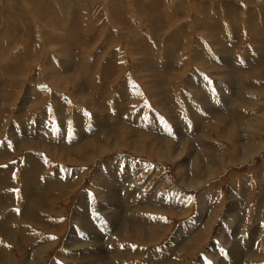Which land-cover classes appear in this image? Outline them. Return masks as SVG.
Returning <instances> with one entry per match:
<instances>
[{"label":"rangeland","instance_id":"374dc122","mask_svg":"<svg viewBox=\"0 0 264 264\" xmlns=\"http://www.w3.org/2000/svg\"><path fill=\"white\" fill-rule=\"evenodd\" d=\"M0 35V264L51 241L41 264L264 263V146L242 161L236 137L264 112V0H0Z\"/></svg>","mask_w":264,"mask_h":264},{"label":"bare ground","instance_id":"6f19581e","mask_svg":"<svg viewBox=\"0 0 264 264\" xmlns=\"http://www.w3.org/2000/svg\"><path fill=\"white\" fill-rule=\"evenodd\" d=\"M39 1V0H38ZM36 4V3H35ZM57 18V17H56ZM2 19V18H1ZM58 20V19H57ZM12 21V20H11ZM45 21V20H44ZM34 23V22H33ZM35 25V24H34ZM35 29V28H34ZM34 34V33H33ZM52 35V34H51ZM1 36V35H0ZM5 36V35H4ZM44 36H46V35H44ZM31 37V36H30ZM53 37H55V35L53 36ZM52 37V38H53ZM61 37V34L59 33L58 34V38H60ZM42 38V37H41ZM43 39V38H42ZM3 40V39H2ZM44 41L45 42H48L49 40H48V38H46V39H44ZM9 42V41H8ZM26 43V42H25ZM41 49V48H40ZM2 50V49H1ZM220 51H224V50H220ZM15 52V51H14ZM58 52V51H57ZM42 55V54H41ZM14 56H16V54L14 55ZM18 56V55H17ZM20 56V55H19ZM15 58V57H14ZM106 59V58H105ZM37 61V60H36ZM223 62V61H222ZM226 62V61H225ZM224 62V63H225ZM51 63V62H50ZM49 63V64H50ZM65 64H67V60L63 57L62 58V60H61V67H63V66H65ZM45 66V65H44ZM52 66H53V64H52ZM38 67V66H37ZM60 67V66H59ZM71 67H70V65L68 66V71H69V69H70ZM31 69V68H30ZM52 70H53V72H51L50 74H53V75H50L51 77H50V80L52 81V83L55 85V86H57V82L56 81H54L57 77V79H60V74L61 75H64V71H63V74L61 73V72H59V71H57V69L56 68H54V67H52ZM32 71V70H31ZM29 72V71H28ZM40 72V71H39ZM34 74V73H33ZM79 77V76H78ZM77 77V78H78ZM251 79V78H250ZM42 80H44V79H42ZM68 80V79H67ZM66 80V81H67ZM73 81V84L74 85H78V83H77V81H75L74 82V78L72 79ZM77 80V79H76ZM78 80H79V78H78ZM143 80V79H142ZM38 81V80H37ZM40 81V80H39ZM174 81V80H173ZM250 81H252V80H250ZM14 82V81H13ZM69 83L71 82V80H69L68 81ZM71 82V83H72ZM176 82H178V81H176ZM34 83V82H33ZM47 83V82H46ZM51 83V84H52ZM246 83H248V82H246ZM42 84V83H41ZM50 84V85H51ZM189 84V83H188ZM248 84H250V83H248ZM44 85V84H43ZM67 84H65V86H66ZM226 85V84H225ZM27 86V85H26ZM55 86H54V88H55ZM64 86V87H65ZM256 86V85H255ZM11 87V86H10ZM9 87V88H10ZM228 86L226 85V88H227ZM248 87H249V89L250 88H253L252 86H251V84L250 85H248ZM47 88H48V86H47ZM50 88V87H49ZM48 88V89H49ZM76 88V87H75ZM257 88V87H256ZM11 89V88H10ZM223 89V88H222ZM232 89V88H231ZM33 90V89H32ZM78 90V89H77ZM80 90V89H79ZM227 90H228V88H227ZM55 91V90H54ZM65 91V90H64ZM56 92V91H55ZM62 92V91H61ZM69 92V91H68ZM136 92V91H135ZM194 92H196V91H194ZM253 92H255L256 93V90H253L252 92H250V94L252 93V96H251V108H253V109H257L258 108V106L260 105L258 102H260V103H263L264 101H263V99H261L263 102H261V101H259V99H257V98H255V93H253ZM13 93V92H12ZM16 93V92H15ZM35 94V93H34ZM24 95V94H23ZM31 95V94H30ZM254 96V97H253ZM80 97H82V95L80 96ZM79 97V98H80ZM15 98V97H14ZM18 98V97H17ZM243 99L241 100V102L243 101V103H244V106H248L249 104L248 103H246L245 102V100H244V97H242ZM12 99V98H11ZM83 99V98H82ZM16 100H19V99H16ZM20 100H21V98H20ZM39 100V99H38ZM41 100H42V98H41ZM88 100V99H87ZM90 101V100H89ZM224 101V100H223ZM30 101H26V100H23L22 101V103L23 104H28ZM35 102V101H34ZM240 102V101H239ZM15 103V102H14ZM76 103H77V101H76ZM91 103V105H92V102H90ZM18 104V103H17ZM35 104H38V103H35ZM40 105V104H39ZM94 105V104H93ZM10 106V105H9ZM22 106V105H21ZM24 106V105H23ZM88 106V105H87ZM35 107H37L38 108V105H36ZM26 108V107H25ZM6 109V108H5ZM31 109V108H30ZM27 110V109H26ZM31 110H33V109H31ZM38 110V109H37ZM97 110H99V109H97ZM23 111V110H22ZM16 112V111H15ZM19 112V111H18ZM34 112V111H33ZM8 113V112H7ZM10 113V112H9ZM35 113V112H34ZM19 114V113H18ZM91 114V113H90ZM23 115V114H22ZM259 116H256V117H254V119H255V122H253L251 125H249V127H247V130L246 131H243V133H242V135L240 136L239 134H235L236 135V137L237 138H240V140L242 141V137L244 136V138L243 139H245V141H244V143L242 144H239V146H237V144H236V142H235V145L240 149V151L242 152V154L241 155H243V158L241 159L242 161H244V160H248V159H250V158H253V157H255V156H257L259 153H260V151H262L261 149L263 148V146H264V136H262V134H264V112L263 113H260V114H258ZM83 116V115H82ZM76 117V116H75ZM97 117H99V116H97ZM116 117V116H115ZM222 117V116H221ZM12 118V117H11ZM104 118V117H103ZM19 119V118H18ZM221 119V118H220ZM224 119V118H223ZM222 119V120H223ZM99 120H101L100 118L99 119H97V122H99L100 123V121ZM112 120V119H111ZM225 120V119H224ZM17 121V120H16ZM39 121V120H38ZM42 122V121H41ZM109 122V121H108ZM17 123V122H16ZM92 123V122H91ZM104 123H107V122H104ZM204 123V122H203ZM98 124V123H97ZM96 124V125H97ZM64 125V124H63ZM175 125V124H174ZM16 126V125H15ZM41 126V125H40ZM39 126V128H41ZM65 126V125H64ZM98 126V125H97ZM103 126H105V125H103ZM107 126V125H106ZM105 126V127H106ZM176 126V125H175ZM99 127H102V125L101 126H99ZM104 127V128H105ZM232 127V126H231ZM43 128H44V126H43ZM214 128V127H213ZM94 129H96L95 127L92 129L93 131H94ZM102 129V128H101ZM100 129V130H101ZM128 129V128H127ZM127 129H126V131H127ZM228 129H230V128H227L226 130H228ZM237 129V128H236ZM96 130H98V129H96ZM207 130V129H206ZM216 130V129H215ZM245 130V129H244ZM40 131V130H39ZM212 131V130H211ZM233 131H235V129L233 130ZM30 132V131H29ZM44 132V131H43ZM42 132V133H43ZM46 132V131H45ZM92 132V131H91ZM98 132V131H97ZM101 132V131H100ZM120 132V131H119ZM179 132V131H178ZM14 133V132H13ZM32 133V132H31ZM52 133V132H51ZM95 133V132H94ZM123 133H125L124 132V130H123ZM163 132L162 131H159L158 132V134H159V136L160 135H162V137H163V134H162ZM182 133V132H181ZM199 133V132H198ZM213 133V132H212ZM215 133V132H214ZM225 133V132H224ZM19 134V133H18ZM22 134V133H21ZM32 134H34V133H32ZM31 134V135H32ZM36 134H38L39 135V137H41V135L38 133V132H36ZM121 134V133H120ZM119 134V135H120ZM125 134H127V132L125 133ZM177 134V133H176ZM176 134H174V137H175V135ZM184 134H186V133H183V134H181L182 136L184 135ZM20 135V134H19ZM25 135V137L27 138V134H24ZM31 135H29V136H31ZM43 135H44V133H43ZM42 135V136H43ZM96 134H94L93 136L91 135V137H94ZM122 135V134H121ZM120 135V136H121ZM132 135V134H131ZM211 135V134H210ZM225 135V134H224ZM223 135V136H224ZM231 135V134H230ZM125 136V135H124ZM126 136H129V135H126ZM125 136V137H126ZM134 136V135H133ZM177 136V135H176ZM213 136V135H212ZM218 136H219V134H218ZM259 136L261 137L262 136V142H259V141H257V139L259 138ZM32 137H33V135H32ZM36 137H38V136H36ZM55 137V136H54ZM124 137V139H126ZM161 137V136H160ZM160 137H158L157 139H154V141H153V139H152V143H151V145L154 147V148H156L155 149V151L158 153V151H159V153H160V151L162 150V146L164 145V139L162 138H160ZM216 137V136H215ZM219 137H222V136H219ZM235 137V136H234ZM35 138V137H34ZM43 138V137H42ZM110 138V137H109ZM108 138V139H109ZM129 138V137H128ZM127 138V139H128ZM133 138V137H132ZM165 138V137H164ZM178 138V137H177ZM176 138V139H177ZM233 138V137H232ZM36 139H38V138H36ZM83 139H85V138H83V133L81 132L79 135H78V140H79V143L83 140ZM89 139V138H88ZM121 139H123L122 137H121ZM129 139H131V138H129ZM225 139L227 140L228 139V141L229 140H231L228 136L227 137H225ZM235 140H236V138H234ZM261 139V138H260ZM30 140V139H29ZM28 140V141H29ZM113 140V139H112ZM27 141V142H28ZM40 141V140H39ZM46 141H48V140H46ZM115 141V140H114ZM118 141V140H117ZM122 141V140H121ZM124 141H126L127 142V140H124ZM134 141V140H133ZM166 141V140H165ZM227 141V142H228ZM232 141V140H231ZM23 142V141H22ZM36 142H37V140H36ZM41 142H42V140H41ZM50 142V141H49ZM52 142V141H51ZM55 142V141H54ZM123 142V141H122ZM167 142V141H166ZM210 142V145L209 146H211L212 144H213V141L211 140V141H209ZM26 143V142H25ZM40 143V142H39ZM65 143V142H64ZM96 143V142H95ZM106 143H107V141H106ZM109 143V142H108ZM117 144H116V146L118 145V144H120L119 142H116ZM132 143V142H131ZM229 143H231V142H229ZM240 143V142H239ZM260 143V144H259ZM18 144V143H17ZM34 144V143H33ZM32 144V145H33ZM51 144V143H50ZM94 144V143H93ZM127 144V143H126ZM125 144V145H126ZM166 144V143H165ZM256 144H259V146L256 148L255 146H256ZM28 145H30V144H28ZM27 145V146H28ZM39 146L40 144H35V146ZM43 145V144H42ZM53 145V144H52ZM97 145H99V144H97ZM113 145V144H112ZM114 145H115V143H114ZM128 146V145H127ZM131 146V145H130ZM133 146H134V148L136 149L137 147H138V141L136 140V141H134L133 142ZM140 146V145H139ZM169 146V145H168ZM175 146V145H174ZM186 146V145H185ZM190 146H191V144H190ZM250 146H252V147H250ZM33 147V146H32ZM41 147V146H40ZM97 147V146H96ZM104 147V146H103ZM129 147V146H128ZM141 147V146H140ZM218 147V146H217ZM19 148V147H18ZM82 148H83V146H82ZM86 148V147H85ZM106 148H107V146H106ZM116 148V147H115ZM119 148H121L122 149V147L120 146ZM146 148V147H145ZM84 149V148H83ZM96 149V148H95ZM98 149V148H97ZM100 149V148H99ZM109 149V148H108ZM130 149H132V148H129V150ZM173 149H174V147H173ZM175 149H176V147H175ZM188 149V148H187ZM228 149V148H227ZM229 149H231V148H229ZM77 150H79V149H77ZM92 150V149H91ZM133 150V149H132ZM141 150H143V146L141 147ZM147 150V149H146ZM145 150V151H146ZM158 150V151H157ZM179 150V149H178ZM182 150H184V149H182ZM181 150V151H182ZM232 150V149H231ZM72 152L74 151V150H71ZM70 151V152H71ZM95 151V150H94ZM93 151V152H94ZM101 151V150H100ZM110 151V150H109ZM117 151V150H116ZM136 151H139V150H136ZM175 150H173V152H174ZM205 151H207L209 154L212 152V153H214L212 150H205ZM53 152V151H52ZM58 152V151H57ZM84 152V151H83ZM87 152V151H86ZM104 152H105V150H104ZM133 152V151H132ZM140 152V151H139ZM225 152V151H224ZM236 152V151H235ZM54 153V152H53ZM58 153H60V152H58ZM57 153V154H58ZM101 153H102V151H101ZM141 153V152H140ZM171 153V152H170ZM243 153H245V154H243ZM55 154V153H54ZM56 154V155H57ZM70 154V153H69ZM85 154V153H84ZM176 154V153H175ZM178 154H180L179 152H178ZM182 154H183V152H182ZM190 154V153H189ZM188 154V155H189ZM216 154V153H215ZM232 154V153H231ZM60 155V154H59ZM58 155V156H59ZM62 155V154H61ZM60 155V156H61ZM71 155H72V153H71ZM80 155V154H79ZM78 155V156H79ZM96 155V154H95ZM102 155V154H101ZM169 153L167 154H165V150H164V153H162V155H159L160 156V158H164V159H168V158H170L169 156ZM184 155H186V154H184ZM68 156V155H67ZM76 156H77V154H76ZM77 156V157H78ZM97 156H99V155H97ZM104 156V155H103ZM158 156V157H159ZM177 156H179V155H177ZM238 156V155H237ZM34 157V156H33ZM54 157V156H53ZM64 157V156H63ZM62 157V160L65 158H63ZM92 157L94 158V155L92 154ZM188 157V156H187ZM238 157H240V156H238ZM242 157V156H241ZM61 158V157H60ZM59 158V159H60ZM90 158V157H89ZM54 159H56V158H54ZM58 159V160H59ZM175 159V158H174ZM183 159V158H182ZM188 159V158H187ZM31 161H35V160H33L32 158L30 159ZM70 160V159H69ZM74 160V159H73ZM254 160V159H253ZM75 161V160H74ZM252 161V160H251ZM41 162H42V160H41ZM50 162V161H49ZM71 162V161H70ZM69 162V163H70ZM88 162V161H87ZM87 162H84V163H86L87 164ZM95 162V161H94ZM176 162V161H175ZM200 162H202V161H200ZM225 163H229V162H231V160H229V159H227L226 161H224ZM76 163V162H75ZM183 163V162H182ZM188 163V162H187ZM198 163V162H197ZM208 163V162H207ZM63 164V163H62ZM72 164V163H71ZM74 164V163H73ZM80 164H81V162H80ZM175 164V163H174ZM185 165H186V163H184ZM189 164V163H188ZM210 164H212L211 162H210ZM235 164V163H234ZM32 165V164H31ZM82 165V164H81ZM180 166H181V163L179 164ZM202 165H204V164H202ZM194 166L196 167L197 165H195L194 164ZM200 166V165H199ZM216 166V165H215ZM223 166H225V165H223ZM79 167V166H78ZM183 167V166H182ZM181 167V168H182ZM187 167V166H186ZM193 167V166H192ZM219 167H220V165H219ZM180 168V167H179ZM183 169V168H182ZM186 169V168H185ZM188 169V168H187ZM64 170V169H63ZM184 170V169H183ZM195 170V169H194ZM33 171V170H32ZM142 171H143V168H142ZM192 171V170H191ZM197 171L199 172V174H201V171L199 170V169H197ZM144 172V171H143ZM195 172V171H194ZM188 173V172H187ZM216 173V170L215 169H212L211 171H210V173H209V175H208V177H212L214 174ZM181 174H182V172H181ZM192 174V173H191ZM3 174L1 173V176H2ZM76 175V174H75ZM82 175V174H81ZM115 175V174H114ZM183 175V174H182ZM186 175V174H185ZM56 176V175H55ZM84 176V175H83ZM86 176V175H85ZM116 176V175H115ZM193 177V176H192ZM49 178V177H48ZM51 178V177H50ZM54 178V177H53ZM58 178V177H57ZM56 178V180H58ZM60 178V177H59ZM76 178V177H75ZM118 178V177H117ZM127 178V177H126ZM131 178V177H130ZM27 179V178H26ZM25 179V180H26ZM100 179V178H99ZM71 180V179H70ZM80 180V179H79ZM104 180V179H103ZM114 180H116V179H114ZM128 180V179H127ZM185 180H186V178H185ZM184 180V181H185ZM38 181V180H37ZM59 181V180H58ZM96 181H97V179H96ZM214 181V180H213ZM110 182H111V180H110ZM190 182V181H189ZM200 182H201V180H198L197 181V183H196V185L193 183V181L190 183V184H188V186H193V188H195L196 186H198V184H200ZM210 182V181H209ZM76 183V182H75ZM105 183V182H104ZM117 183L118 182H115V183H109V182H107V183H105V188L106 189H108V194H107V199H110V198H112V196L115 194V188L116 187H118V185H117ZM65 184V183H64ZM72 184V183H71ZM74 184V183H73ZM121 184H123L124 185V182L123 181H120V183H119V186H121ZM130 184H128V187H130L129 186ZM135 185V184H134ZM179 185V184H178ZM30 186V182H28V180H26V186H25V188H26V193H27V200L29 201H33L34 200V198H36L37 197V195H35V193H34V191L33 190H29L28 189V187ZM136 187V186H135ZM135 187H133V189L135 188ZM35 188V187H34ZM63 188V187H62ZM72 188H73V185H72ZM127 188V187H126ZM126 188H124V189H126ZM132 188V187H131ZM177 188V187H176ZM2 189V188H1ZM117 189V188H116ZM141 189V188H140ZM103 190V189H102ZM128 190V189H127ZM65 191V190H64ZM131 191V190H130ZM68 192V191H67ZM124 192V191H123ZM122 192V193H123ZM129 192V191H128ZM132 192V191H131ZM131 192H129V193H131ZM69 193V192H68ZM67 193V194H68ZM127 193V192H126ZM128 193V194H129ZM135 193V192H134ZM70 194V193H69ZM102 194V193H101ZM119 194H120V192H119ZM10 195V194H9ZM64 195V194H63ZM25 196V195H24ZM119 196V195H118ZM125 196H127V195H125ZM132 196H133V194H132ZM129 197V196H128ZM62 198V197H61ZM55 199V198H54ZM69 199V198H68ZM80 199V198H79ZM89 199V198H88ZM88 199H87V201H88ZM113 199V198H112ZM115 199V198H114ZM151 199V198H150ZM65 200V199H64ZM101 200V199H100ZM105 200V199H104ZM128 200H129V198H128ZM127 200V201H128ZM120 201V200H119ZM37 202V201H36ZM34 203V202H33ZM55 203V202H54ZM83 203V201H82V199H81V201H80V204H82ZM125 203V202H124ZM126 203H128V202H126ZM132 203V202H131ZM204 203V202H203ZM104 204H106V203H104ZM129 204V203H128ZM53 205V204H52ZM108 205V204H107ZM134 205V204H133ZM56 206V205H55ZM86 206V205H85ZM117 206H118V204H117ZM59 207V206H58ZM234 207V206H233ZM103 208V207H102ZM142 208V207H141ZM174 208V207H173ZM53 209V208H52ZM49 210V209H48ZM54 210V209H53ZM113 210V209H112ZM131 210V209H130ZM133 210V209H132ZM148 210H150L149 208H148ZM148 210H147V213H148ZM156 210V209H155ZM200 210V209H199ZM230 210V209H229ZM52 212V211H51ZM57 212V211H56ZM62 212V211H61ZM128 212V211H127ZM141 212V211H140ZM54 213V212H53ZM116 213V212H115ZM60 214V213H59ZM61 214H63V213H61ZM102 214V213H101ZM106 214H108V213H106ZM112 214V213H111ZM136 214V213H135ZM139 214V213H138ZM24 215V214H23ZM124 215V214H123ZM134 215V214H133ZM148 215V214H147ZM21 216V215H20ZM50 216V215H49ZM75 216V215H74ZM105 216V215H104ZM122 216V215H121ZM131 216V215H130ZM149 216V215H148ZM152 216V215H151ZM158 216H159V214H158ZM9 218V217H8ZM11 218V217H10ZM46 219H47V217H45ZM76 218V217H75ZM127 218V217H126ZM135 218L138 220V223H141V226L142 227H144L143 225H148L149 224V222L152 220V218L150 219V217L147 219V218H143V217H141L140 215H137L136 214V216H135ZM180 218V217H179ZM91 219V218H90ZM132 219V218H131ZM75 221H77L76 219H74ZM153 220H156V219H153ZM11 221V220H10ZM15 221V220H14ZM82 221L85 223V224H87V225H90V222L87 220V218H83L82 219ZM168 222H169V220H167ZM155 222H158L157 220L155 221ZM106 223V222H105ZM160 223V222H159ZM171 223V222H170ZM210 223H211V221H210ZM209 222H208V224L207 225H209L210 224ZM4 224V223H3ZM77 224H78V222H77ZM81 224V223H80ZM108 224V223H107ZM120 224V223H119ZM128 224H130V222H128ZM82 225V224H81ZM197 225V224H196ZM3 226V225H2ZM2 226H0V231L1 232H8L7 230H5V229H3V227ZM58 226V225H57ZM194 226V225H193ZM59 227H61V226H59ZM146 227V229L144 230V231H140V232H143L144 233V235H145V237H149V235H148V232H150L151 231V233L153 232V231H155V230H158V228L157 227H151L150 228V231H149V226H145ZM188 227H191L190 225L189 226H186V227H184V229H187ZM112 228V227H111ZM165 228V227H164ZM209 228V227H208ZM34 229V228H33ZM54 230H56V228H53ZM63 229V228H62ZM84 229V228H83ZM86 229V228H85ZM113 229V228H112ZM166 229H167V227H166ZM183 229V230H184ZM259 229V228H258ZM89 230V229H88ZM109 230V229H108ZM207 230H210V228L209 229H207ZM84 231V230H83ZM101 231V230H100ZM117 231V230H116ZM162 231V230H161ZM257 231V230H256ZM46 232H48V231H46ZM60 232V231H59ZM86 232V231H85ZM263 232V231H262ZM9 233V232H8ZM113 233V232H112ZM111 233V234H112ZM127 233H128V231H127ZM259 233V232H258ZM53 234V233H52ZM64 234H65V232H64ZM94 234V233H93ZM101 234V233H100ZM155 234V233H154ZM166 234V233H165ZM6 235V234H5ZM114 235V234H113ZM9 236V238H12L11 236L12 235H8ZM20 236H22V235H20ZM58 237V236H57ZM64 237V236H63ZM135 237V236H134ZM158 237V236H157ZM257 237V236H256ZM259 237V236H258ZM263 237V236H262ZM7 238V237H6ZM23 238L26 240V239H29V240H31L30 238H29V236H23ZM47 238V237H46ZM51 238V237H50ZM62 237H60V238H58V239H61ZM73 238V237H72ZM139 238H141V237H139ZM222 238V237H221ZM235 238V237H234ZM49 239V238H48ZM53 239V238H52ZM54 239H56V238H54ZM146 239V238H145ZM158 239V238H157ZM205 239V236L203 237L202 235H200V236H198L197 237V239H196V241H194V242H192V244L190 243V244H188L189 245V247H190V251H188L187 249L189 248H187V249H184L183 251H184V253L186 254V256H187V254H192V253H195V250H194V245H196L197 244V241H203ZM261 239V238H260ZM69 240H70V238H69ZM75 240H77V239H75ZM79 240V239H78ZM106 240H107V238H106ZM105 240V241H106ZM131 240V239H130ZM141 240V239H140ZM144 240V239H143ZM159 240V239H158ZM255 240H257V239H255ZM43 241H44V239H43ZM42 241V242H43ZM49 241V240H48ZM71 241V240H70ZM69 241V242H70ZM98 241V240H97ZM96 241V242H97ZM146 241V240H145ZM40 242V241H39ZM69 242H68V244H69ZM78 242V241H77ZM110 242V241H109ZM142 243V242H141ZM214 243V242H213ZM26 244V243H25ZM35 244H36V242H35ZM55 244V241H51L50 243H48V244H45V245H42V246H40V247H38V248H36L35 249V251H34V254L31 256V259L32 260H30V262H29V260L27 261V260H25L24 261V264H41V262H42V260H43V257H44V253H45V251L46 250H48L51 246H53ZM83 244V243H82ZM84 244H86L85 242H84ZM84 244H83V246H84ZM126 244H128V243H126ZM143 244V243H142ZM236 244V243H235ZM257 244V243H256ZM78 245V244H77ZM77 245H73V243L71 244V246H72V248L73 247H77ZM80 245H81V243H80ZM80 245H78V246H80ZM91 245V244H90ZM104 245V244H103ZM121 245V244H120ZM124 245V244H123ZM134 245V244H133ZM146 245V244H145ZM241 245V244H240ZM239 245V246H240ZM260 245V244H259ZM38 246V245H37ZM115 246V245H114ZM113 246V247H114ZM143 246H144V244H143ZM199 246V245H198ZM212 246V245H211ZM215 246V245H214ZM28 247V246H27ZM92 247H94V246H92ZM126 247H128V245L126 246ZM234 247V246H233ZM240 247H242V246H240ZM246 247V246H245ZM260 247V246H259ZM35 248V247H34ZM71 248V249H72ZM88 248V247H87ZM95 248V247H94ZM93 248V249H94ZM217 248V247H216ZM0 249H2V248H0ZM78 249V248H77ZM212 249H214V248H212ZM235 249H237V248H235ZM234 249V250H235ZM22 250H23V253H24V249L22 248ZM2 251V250H1ZM21 251V250H20ZM110 251V250H109ZM115 251V250H114ZM117 251V250H116ZM131 251V250H130ZM200 251V250H199ZM259 251V250H258ZM81 252H82V248H81ZM86 252V251H85ZM21 253H22V251H21ZM28 253H29V250H28ZM97 253H98V251H97ZM133 253V252H132ZM233 253H235V252H233ZM248 253H249V251H248ZM92 254H93V252H92ZM91 254V255H92ZM95 254V253H94ZM232 254V253H231ZM238 254H239V252H238ZM80 255V254H79ZM29 256V255H28ZM27 256V257H28ZM235 256V255H234ZM239 256V255H238ZM91 257V256H90ZM242 257H243V255H242ZM245 257V256H244ZM262 257H264V255H263V253H260V252H257L256 254H255V256H254V260H257V259H261ZM61 258V257H60ZM127 258V257H126ZM130 258V257H129ZM240 258V257H239ZM25 259V258H24ZM97 260H99V258H97ZM238 260V259H237ZM262 260H264V259H262ZM133 262V261H132ZM190 262V261H189ZM236 262H238V261H236ZM243 262V261H242ZM88 263V262H87ZM97 263V262H96ZM188 263V262H187ZM203 263V262H202ZM201 263V264H202ZM220 263V262H219ZM224 263V262H223ZM240 263V262H239ZM220 264H222V263H220ZM253 264H256V263H253ZM264 264V263H263Z\"/></svg>","mask_w":264,"mask_h":264}]
</instances>
